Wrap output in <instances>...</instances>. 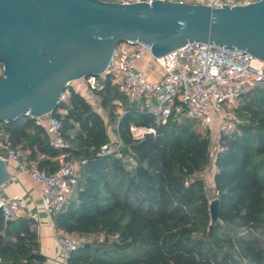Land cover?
<instances>
[{"label": "trees", "instance_id": "obj_1", "mask_svg": "<svg viewBox=\"0 0 264 264\" xmlns=\"http://www.w3.org/2000/svg\"><path fill=\"white\" fill-rule=\"evenodd\" d=\"M99 81L98 104L128 152L103 150L107 122L73 86L53 112L64 146L52 144L47 124L30 115L0 122V136L28 162L48 172L63 162L78 166L75 195L52 217L58 231L93 239L67 263L264 264V84L240 96L234 125L220 132L210 197L201 176L211 162L210 133L188 116L159 119L146 99L128 100L110 74ZM132 126L154 131L136 138ZM212 198L219 199L215 224ZM46 261L33 219L5 218L0 210V264Z\"/></svg>", "mask_w": 264, "mask_h": 264}, {"label": "water", "instance_id": "obj_2", "mask_svg": "<svg viewBox=\"0 0 264 264\" xmlns=\"http://www.w3.org/2000/svg\"><path fill=\"white\" fill-rule=\"evenodd\" d=\"M193 41L236 47L264 61V0L221 8L162 0H0V122L53 113L69 82L105 73L123 42L147 44L161 56ZM9 176L0 158V186ZM218 205V198L210 200L211 224Z\"/></svg>", "mask_w": 264, "mask_h": 264}, {"label": "built area", "instance_id": "obj_3", "mask_svg": "<svg viewBox=\"0 0 264 264\" xmlns=\"http://www.w3.org/2000/svg\"><path fill=\"white\" fill-rule=\"evenodd\" d=\"M124 4L154 0H113ZM189 4H202L221 8L222 4L239 6L260 0H162ZM155 64L164 72L161 79L153 81L146 74L140 60ZM110 74L112 83L126 95L130 101L146 99L151 103V111L161 120L170 116H188L197 120L199 126L208 131L212 141L216 142L220 132L230 128L229 121L240 96L249 88L264 84V61L243 51L224 49V46L199 41L188 42L164 55L153 54L149 45L141 42H123L105 71L100 75L83 77L84 87L76 89L96 105L95 91L101 88L99 76ZM67 88V90H68ZM65 93H68V91ZM64 93V98L66 97ZM37 122L47 124L51 143L61 147L66 143L61 137V121L53 113L36 117ZM136 138H141L153 128L132 126ZM123 148L122 140L115 135L103 150L119 152ZM0 158L16 163L21 171L28 173L42 186V194L48 198L45 211L49 216L59 210L76 191L77 164L63 162L55 171L48 172L37 164L28 162L23 151L14 145L8 136H0ZM135 160L128 156L127 167L131 169ZM0 210L5 218L21 216V200L0 194ZM58 250L67 261L72 251L83 245L79 240L63 232L56 237Z\"/></svg>", "mask_w": 264, "mask_h": 264}, {"label": "crops", "instance_id": "obj_4", "mask_svg": "<svg viewBox=\"0 0 264 264\" xmlns=\"http://www.w3.org/2000/svg\"><path fill=\"white\" fill-rule=\"evenodd\" d=\"M139 63L151 80L156 81L162 78L163 70L147 61L146 58L140 60ZM40 158H45V156H40ZM60 160L63 161L62 158ZM6 162L10 176L0 186V194L21 200V216L33 219V227L38 232L40 250L47 258L45 264H68L58 250L56 237L60 231L57 230L53 217L45 211L48 198L42 194L41 184L34 181L28 173L21 171L16 163ZM75 193L76 191L73 196Z\"/></svg>", "mask_w": 264, "mask_h": 264}, {"label": "rangeland", "instance_id": "obj_5", "mask_svg": "<svg viewBox=\"0 0 264 264\" xmlns=\"http://www.w3.org/2000/svg\"><path fill=\"white\" fill-rule=\"evenodd\" d=\"M0 74L3 75V63H1V62H0ZM73 86L76 87L77 89H82L84 87V80L82 78L77 79V80H74L73 81ZM66 95H67V93H65V96ZM95 107L97 109H99V111L103 115L104 119L106 120L107 125H108L109 134L111 136V139H114L115 138V134L113 133L114 123L109 121V117H108L107 110L101 109L100 106H99V104H98V101H97V104L95 105ZM234 121H235V118H234V114H233L231 120L229 121V126L230 127H232L234 125ZM197 127H198L199 130H203V128H201L200 126H197ZM216 146H217V142L214 139L212 141L211 162L206 167V169L201 173V176L205 180L206 188L208 190V193H209L210 197H213L215 195V192H214V184H213V175H214V172H215V170H214L215 169V165H214V153H215V150L217 148ZM77 169H78V166L76 167V170ZM73 237H76L79 240H86V241L87 240H90L91 241L93 239V237H91V238H87V237H77V236H73Z\"/></svg>", "mask_w": 264, "mask_h": 264}]
</instances>
